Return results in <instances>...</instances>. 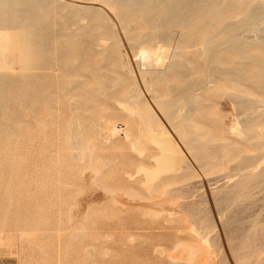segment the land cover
Segmentation results:
<instances>
[{"label":"rangeland","instance_id":"obj_1","mask_svg":"<svg viewBox=\"0 0 264 264\" xmlns=\"http://www.w3.org/2000/svg\"><path fill=\"white\" fill-rule=\"evenodd\" d=\"M221 1L207 6L215 13L204 8L207 22L185 25L188 32L167 25L154 35L145 23L151 14L134 4L132 11L114 0H0V264H187L171 260L179 241L203 250L195 264H221L214 244L235 264L209 193L264 168V92L250 79L264 65V28L242 34L251 46L241 53L223 30L264 1ZM239 100L250 108L249 124ZM161 128L180 146L186 135L220 151L201 168L181 147L183 167L156 182L177 179L166 186L176 192L170 196L149 192L137 174L139 161L157 168L149 158L162 155L153 143ZM190 201L210 209L212 224L180 210ZM260 224V203L234 222Z\"/></svg>","mask_w":264,"mask_h":264},{"label":"bare ground","instance_id":"obj_2","mask_svg":"<svg viewBox=\"0 0 264 264\" xmlns=\"http://www.w3.org/2000/svg\"><path fill=\"white\" fill-rule=\"evenodd\" d=\"M69 1H72V0H69ZM73 1L79 2V0H73ZM4 2H5V0H4ZM114 2L116 4L117 3L118 4H124V6H126V7L129 6L131 8L130 10H132V11H133L132 6L134 4L137 7H140L141 8L140 10L142 12H145L146 15H147V13L151 14L150 15L151 17L147 18L148 20L145 21V23L148 26V28L150 29L149 30L150 33H152L154 35L157 33V31L160 28L167 26V25L172 26V28L167 29V30H172L173 27H175L176 25L184 26V29L186 30L187 27L185 28V25L188 26L191 22L192 23L194 22L196 24H197V22L205 23V21L208 19H206V17H205L207 14H206L204 8L206 7V9L207 8L209 9L210 6L212 8L213 7L215 8L222 3L221 0H114ZM239 2H241V0H239ZM233 4H234V8L232 7V9L235 10V3L233 2ZM208 5H209V7H207ZM136 6H134V7H136ZM224 6H225V4H224ZM252 6H255V5H252ZM212 8H210L209 11L210 10L213 11ZM110 9H112V8H110ZM249 9L250 10H247L246 13H243L244 14L243 18H240V19H242L240 22V26L226 27L223 30L224 33L226 34L225 41L237 53H241L245 48L248 49V47L250 45L249 43H251V41L249 43H246L247 41L245 42L244 40H241L242 34H244V33H257L258 31H262L261 29L264 28V3L258 4L254 8L252 7ZM237 10H235V11H237ZM213 12L215 13V11H213ZM129 13L131 14V12H129ZM218 15H216V17ZM141 17L142 16H140V18ZM214 17H215V15H214ZM165 22L167 24H165ZM192 23H191V25L194 24V23L193 24ZM191 25H189L188 28ZM194 26H195V24L191 27H194ZM197 26H199V24ZM179 28H177V29L179 30ZM181 28H183V27H181ZM207 28H209V27H207ZM145 29H146V27H145ZM184 29H182V31ZM182 31H181V33H182ZM186 31H183V33H185ZM196 32H197V30H196ZM189 33H190V30H189ZM259 38H260V36H259ZM259 43L263 44V47H264L263 42H259ZM157 55H160V53ZM213 56H214V54H212L211 57H213ZM216 56H214V58L212 60H214L216 58ZM153 57L147 59V63H146L147 65L146 66H148L149 68H153L156 64V62L154 61L156 58L153 59ZM157 58H160V57L157 56ZM168 58L171 59V56L168 55ZM165 61L166 60H164V63H165ZM213 62H215V61H213ZM167 64H169V63L167 62ZM214 68H215V66H214ZM169 69H171V68H169ZM158 78H160V77H158ZM250 79L252 80L253 84L258 89H260L261 91L264 92V65L260 66L256 75L251 77ZM236 102H238V101H236ZM236 102L233 104H236ZM237 105H238L241 113L244 114V120L242 122H244L245 124L248 123L249 121L252 122L253 117H251L248 114V112L250 111L249 110L250 108H248L245 104L241 103L240 100L237 103ZM175 106H177V105H175ZM122 107H124V106H122ZM167 108H170V107L167 106ZM174 108H176V107H174ZM176 114L177 113L175 111L171 110L168 113V117L170 118V120H173V119H175ZM261 114H262V112H261ZM119 132L120 131L117 128H114L112 131V136L118 134ZM161 133H162L161 138L159 137V139L153 140V143L156 144L157 147H159V149L162 151V153L160 152L162 155L152 156L149 158L150 161L156 162L158 164V165L156 164L157 168H154L152 166L151 167L147 166L146 164H144L145 162L139 161L137 174H140V175L143 174L144 175L145 181H143L141 184L146 188V190H148L149 192H154V193L158 192L162 195L170 196L175 191L166 189V186H168V184L176 183L177 179L171 178L172 180L161 182L160 184H158L156 182L161 177L162 173L165 174V173H168L171 171L176 173L179 170L178 169V165H179L178 163L180 160L182 161L185 158V157L183 158L184 153H183V150L181 147L184 146L186 148L185 150L188 151L187 153L191 152L192 157L195 159L196 163L201 168L204 167L206 164H209L208 160L211 158L213 153H215V152L219 153L220 151L219 150H213V149L212 150L205 149V148H202L200 146H196L194 144V141L186 135H179L180 140H181V145H183V146H180L176 142V139L172 136V134L167 132L165 129L161 128ZM125 138H128V137L125 136ZM134 145H135V143H132L131 146H132L133 150L134 149L136 150V148H134ZM136 146L138 147V145H136ZM93 147H94V145H93ZM138 154H139L138 157L141 159H143L145 157L143 152H140V153L138 152ZM92 161H93V159H92ZM181 161H180V164H181ZM182 162H184V161H182ZM252 164L253 163L251 160H246L244 162V168L249 170L250 168H252ZM180 167H183V166H180ZM182 169L184 170V168H182ZM180 171H181V169H180ZM128 176H129L130 181H134L135 177L130 176V175H128ZM250 179L254 180V182H249ZM229 184L228 185L224 184V185L218 187L216 189V191L211 190L210 193L208 192L210 194V196H211L210 198L212 199V202L214 204V206H212L213 204L210 206H212V208L213 207L215 208L218 216L220 217V222H221V225H222L223 230L225 232V238H226V242H227L226 247L228 248L230 259H232L235 264H242V261L244 259H248L250 261V264H253V262L255 263V262L261 260L263 252H264V225L260 224V225H258L259 227L255 226L256 228H254L253 230H249L245 226H240V225L234 226V222L238 219L239 216H241L245 212H247L249 207L256 205L257 203H260L262 205V207H264V168H262L258 173H254L252 171H249V172L245 173L244 175H240V180L233 182L230 186H229ZM256 187H259L262 190V195L260 197H253L252 196L251 192ZM176 191H178V189ZM175 194H176V192H175ZM186 197H188V196H186ZM198 197H199V195H198ZM211 199H209V200L211 201ZM208 201L206 199L202 200L201 204L206 205L208 203ZM196 202H197V200H196ZM118 204L122 208H124V207L126 208V206H127L126 204H123V203H118ZM158 205L159 204H157V203H145V204H142V207H144L146 209H150V208L158 207ZM179 208H180V210H183L182 212H186L192 219L198 220L201 224H205V225L212 224V218L210 216L211 212H210V209L207 207H206V209L198 210V204L190 201V202L184 204V206L181 205ZM200 212H202L203 215L198 218L197 216ZM217 239H219V238L217 237L214 241H216ZM217 242H215V243H217ZM233 242H235V243H233ZM213 244L214 243L212 242V245H210V246H213ZM214 245H215V247L218 245L217 254L219 256H221V258H219L221 260L220 263L221 264H230L229 263L230 261L228 262V256L222 248L223 244L222 245L214 244ZM224 249H225V247H224ZM203 254H204V252L200 247L195 246L193 244H187L183 241H179L174 247V253L171 255V260H173L174 262L176 261V262H185L187 264H195L197 262V260L200 258V256H202ZM261 264H264V262H262Z\"/></svg>","mask_w":264,"mask_h":264}]
</instances>
